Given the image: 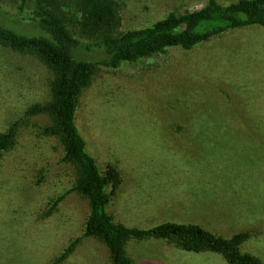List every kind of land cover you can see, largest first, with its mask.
I'll return each mask as SVG.
<instances>
[{
    "label": "rangeland",
    "instance_id": "obj_1",
    "mask_svg": "<svg viewBox=\"0 0 264 264\" xmlns=\"http://www.w3.org/2000/svg\"><path fill=\"white\" fill-rule=\"evenodd\" d=\"M106 2L115 5L116 23L95 31L85 24L83 0H0V13H48L87 44L169 12L198 10L207 0ZM53 81L33 52L0 44V134L16 123L11 147L0 154V264H50L83 233L89 215L87 199L76 192L44 215L78 178L61 161L60 139L45 133L48 114L27 113L49 104ZM75 124L99 171L109 165L119 174L115 192L104 190L115 224H197L225 238L245 232L241 252L264 264V27L228 30L190 50L168 48L115 69L96 67ZM125 251L134 264H227L221 254L188 252L161 239H130ZM60 264L111 261L106 246L87 237Z\"/></svg>",
    "mask_w": 264,
    "mask_h": 264
},
{
    "label": "trees",
    "instance_id": "obj_2",
    "mask_svg": "<svg viewBox=\"0 0 264 264\" xmlns=\"http://www.w3.org/2000/svg\"><path fill=\"white\" fill-rule=\"evenodd\" d=\"M27 1L22 0L23 4ZM83 2L86 6L85 24L92 30L114 26L113 3L106 0ZM249 26L264 27V0H236L227 5L207 0L198 10L183 14L169 12L148 26L115 36L108 35L87 44L77 40L57 18L48 13L38 18L15 19L3 17L0 13V44L18 53L33 52L54 75L49 104L33 107L27 113L45 111L48 114L52 126L45 133L60 139L64 151L61 161L70 163L77 170L76 183L55 198L44 215L51 214L72 192L85 197L89 205L83 233L50 264H60L87 237L96 238L106 246L111 264H134L125 252L126 243L130 239L148 238L165 240L188 252L218 253L227 264H262L252 255L241 252L239 246L248 237L245 232L225 238L197 224L162 223L150 229L115 224L106 213L107 196L104 190L110 186L111 193L115 192L121 182L119 174L109 165L102 173L99 171L94 158L86 151V143L75 124L80 95L96 67L115 69L122 63H136L173 47L190 50L225 31ZM79 53L98 56L87 60L79 58ZM15 126L16 123H13L0 134V154L11 147Z\"/></svg>",
    "mask_w": 264,
    "mask_h": 264
},
{
    "label": "crops",
    "instance_id": "obj_3",
    "mask_svg": "<svg viewBox=\"0 0 264 264\" xmlns=\"http://www.w3.org/2000/svg\"><path fill=\"white\" fill-rule=\"evenodd\" d=\"M149 239V238H148ZM151 239H154V238H151ZM142 240H144V239H142ZM125 248V247H124ZM126 252V251H125ZM128 256V255H127ZM129 257V256H128ZM130 258V257H129Z\"/></svg>",
    "mask_w": 264,
    "mask_h": 264
}]
</instances>
